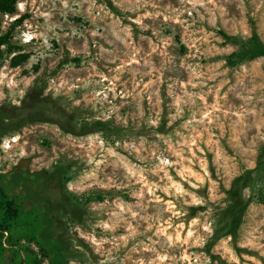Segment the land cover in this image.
<instances>
[{
  "label": "rangeland",
  "instance_id": "1",
  "mask_svg": "<svg viewBox=\"0 0 264 264\" xmlns=\"http://www.w3.org/2000/svg\"><path fill=\"white\" fill-rule=\"evenodd\" d=\"M15 7L0 9V174L56 176L35 198L64 264H264V55L248 59L264 0ZM3 244L1 264L39 253L20 230Z\"/></svg>",
  "mask_w": 264,
  "mask_h": 264
},
{
  "label": "trees",
  "instance_id": "2",
  "mask_svg": "<svg viewBox=\"0 0 264 264\" xmlns=\"http://www.w3.org/2000/svg\"><path fill=\"white\" fill-rule=\"evenodd\" d=\"M17 1L1 0L0 9L14 14ZM248 53V59L252 60L264 55V48L254 52L249 50ZM2 114L3 111L0 110V117ZM250 173V171H245L242 176L238 177L229 193L232 209L239 207L236 213L239 216L246 207L242 200L241 190ZM59 185L56 176L48 175L45 172L30 173L26 168L16 167L11 172L0 174V264L6 258V249L3 244L5 234H11L15 230L25 232L28 239L39 248V253L28 248L22 250L25 264H44L46 261L49 264H64L63 252L55 234L54 218L49 215L41 217L39 211L43 202L37 201L35 198L38 192L57 190ZM18 188L27 193L32 203L37 204L33 209H23L18 202V197H12L13 191Z\"/></svg>",
  "mask_w": 264,
  "mask_h": 264
},
{
  "label": "bare ground",
  "instance_id": "3",
  "mask_svg": "<svg viewBox=\"0 0 264 264\" xmlns=\"http://www.w3.org/2000/svg\"><path fill=\"white\" fill-rule=\"evenodd\" d=\"M18 140H19V138L14 139V140H13V143L18 142Z\"/></svg>",
  "mask_w": 264,
  "mask_h": 264
}]
</instances>
